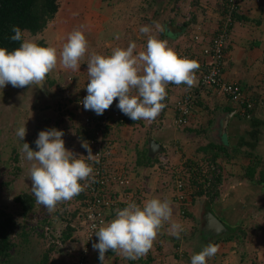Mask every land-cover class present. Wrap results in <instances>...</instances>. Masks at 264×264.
<instances>
[{
	"label": "crops",
	"instance_id": "crops-1",
	"mask_svg": "<svg viewBox=\"0 0 264 264\" xmlns=\"http://www.w3.org/2000/svg\"><path fill=\"white\" fill-rule=\"evenodd\" d=\"M114 6H117L118 10L125 9L126 12H130V15L135 19L132 27L134 32L129 41L123 42L121 36L125 34L121 33L119 39H116L119 33L111 27L110 30L115 31L111 34V43L107 39L103 44H113L114 46L110 45L108 49L102 48L103 50L101 49L97 54L109 55L113 48L124 47L120 45L122 42L125 43L126 48L133 41L137 44V52L145 50L147 36H142L139 29L143 25H149L153 29V34L168 40L170 47L179 49L188 46L197 56H201L203 47L219 27L224 9L223 0H115ZM54 20L50 22V28L47 27L49 33H53L52 25L54 26V24L52 22ZM155 23H159L165 31L157 33ZM197 34L202 36L200 41L194 39ZM97 37H99L98 34ZM92 53H94V49L88 50L87 54L91 55ZM87 67L84 65L81 71L84 76L83 80L88 82ZM224 77L228 81L242 84L250 95L256 97L258 107L251 117L241 115L236 104L216 88L202 87L200 84L201 75L196 72L197 83L192 88H188L184 84L179 86L169 84L167 86V97L163 101L166 107L156 118L161 122V127L158 129L150 132L151 129L143 121L113 127L110 131V137L114 142L111 162L114 168L124 171L130 179L126 190L133 195V200L136 203L142 204L144 200L154 196L170 199L174 221L186 223L188 229L192 227V224L196 225V221L200 222L198 235L206 238L204 246L218 241L216 257L208 258L207 262L215 264L218 260L217 257H221L226 260L225 264H264V223L262 222L264 203L257 207H244L247 201L256 202L255 197L261 198L264 195V0H244L242 2L238 22L231 33L225 59ZM34 87L36 91L34 99H41L39 103L49 100L47 97L49 90L45 91L43 88L32 85L27 86L30 89V92L26 91L29 96L27 102H30L32 98L33 93L31 92ZM191 90H197L199 97L193 105L190 123L184 127H177L173 121L175 101ZM57 97L56 95L55 98ZM43 107L52 109L50 104ZM226 116L227 129L224 131L222 122ZM150 137L162 145L163 150L160 152H164L169 159L167 167L159 163L160 152L155 157L150 156ZM226 145L227 147H225ZM74 146L77 157L83 155L84 149L81 147V143H75ZM197 153L199 157L201 156L197 159L201 160H193ZM145 155L155 161L153 163L143 161ZM213 156H218L217 164L209 162L208 158ZM212 165L223 168L224 178L222 181L228 182L219 192L216 202L210 205L216 215L233 228L220 236L222 240H219L220 237L207 239L205 235L203 219L208 204L206 197L199 198L195 205L191 206L195 222L192 217L193 221H189L190 218L183 219L180 214V217L178 216L181 204H178L176 188L173 184L175 177L180 176V174L174 175V168L178 167L180 172L185 174L182 176L186 177L188 182H196L198 185L201 183L203 186L202 179H205L203 172L209 173V170H212ZM194 167L200 169L195 171ZM251 171H253V175H250ZM199 174H201L200 177ZM81 183L84 184L85 181H81ZM122 190V186L114 185L113 192L122 193ZM76 197L80 203V208L77 207L73 212L77 211V224H73L70 220L67 221L63 213L62 223L66 221L70 224H66L64 227L61 226L62 223L58 225L63 230L65 227L68 228V225L74 227L72 237L67 240L69 245H73L74 241L82 239L83 236L84 192ZM196 213H198L197 216ZM238 214L246 215L247 217H243L247 221L251 220L253 216H258L255 221L262 225L260 228L263 231L258 233L256 240L248 238L250 236L248 230V237H244L246 235L245 226L233 220L234 215ZM115 215L116 210L109 211L108 221L114 219ZM167 230H169L168 223L165 224L163 231L167 232ZM188 231L191 232V230ZM256 231L258 232L257 229ZM229 235L232 236L231 239H224ZM59 250L65 252L63 256H66V262L61 261L60 264H75L71 254L68 256L63 248H59ZM179 254L170 255L173 257V259H169L170 263L173 261L182 264L186 260L187 257L184 253ZM165 258L168 259L166 256ZM149 260L155 262L153 264H157L152 256Z\"/></svg>",
	"mask_w": 264,
	"mask_h": 264
},
{
	"label": "clouds",
	"instance_id": "clouds-1",
	"mask_svg": "<svg viewBox=\"0 0 264 264\" xmlns=\"http://www.w3.org/2000/svg\"><path fill=\"white\" fill-rule=\"evenodd\" d=\"M157 33L165 29L155 23ZM12 41H21L14 50L0 46V89L11 84L24 88L36 85L44 88L46 77L58 64L64 69L79 70L81 60L88 53V39L82 28L71 31L61 50L51 44L41 45L25 38L24 31L12 26ZM142 36H147L146 49L136 51L133 41L126 48L115 47L111 54L92 53L86 60L87 95L82 100L85 110L102 115L118 98V109L133 121L155 120L166 107L169 84H184L192 88L197 83L198 61L181 56L169 46L166 39L153 34L149 25L140 27ZM116 39H119L117 34ZM27 133L23 123L17 128L16 136L24 141ZM64 132L56 128L42 130L33 150L24 142L20 151L22 159L30 162L31 195L35 203L43 205L51 214L61 202L72 200L85 190L81 181H88L93 174L91 162L98 163V154H93L88 141L81 147L88 155L77 157L65 147ZM169 225V234L180 238L185 232L184 225L173 220L170 199L158 196L146 199L142 204L129 202L126 207L116 210L115 218L100 222L95 231L98 242L92 245L99 252V260L105 262V254L111 250L124 258L137 260L145 256L164 228ZM218 246L209 243L199 253L192 255L191 264H207L214 257Z\"/></svg>",
	"mask_w": 264,
	"mask_h": 264
},
{
	"label": "rangeland",
	"instance_id": "rangeland-1",
	"mask_svg": "<svg viewBox=\"0 0 264 264\" xmlns=\"http://www.w3.org/2000/svg\"><path fill=\"white\" fill-rule=\"evenodd\" d=\"M114 5L115 0H60V9L56 14L57 18H54L55 20L52 22L54 24V26L52 25L53 33L48 32V28H50L48 25V28L41 34L32 35L27 32L25 38L35 40L45 46L51 44L59 51L66 42L68 34L74 29L82 28L88 39V50L94 49V53H98L102 48L108 49L110 45L114 46L113 44L104 45L103 43L107 39L111 43L110 37L115 31L119 33V36L121 33L125 34L121 36V41L123 42L129 41L131 34L134 32L132 27L135 19H133V16L130 15L129 11L126 12L125 9H119V11L118 7ZM224 7L225 2L223 0ZM111 27L115 31L110 30ZM97 34L99 37H97ZM123 42L120 45L125 48V43L123 44ZM89 57L90 54H86L85 58L80 62V69L76 71L64 69L58 64L57 68L47 76V80L50 79L52 81V83L47 81V88H45L49 90L48 101L39 103L41 99H34L35 87L34 89L32 88L31 93L33 94L30 102H27L29 96L26 91L30 92L27 87L20 90L21 88L8 84L3 89H0V206L10 212L19 223L12 234L13 241L17 243L16 248L12 251V256L8 257L7 260L5 258L0 260V264H41L42 257L46 252L49 254L48 264L66 262V256H63L65 252L59 250L58 245L52 242L53 238H55V227L52 226H58L62 223L63 218L58 215L60 212L64 213L67 221L70 220L73 224H77L76 218L78 215L73 216L72 213L80 206L78 197L59 203L55 212L51 214L43 205L36 204L34 196L31 195L32 181L28 176L30 162L22 159L20 149L23 143L26 142L33 150H38L35 141L39 132L56 128L64 132L65 147L75 154L74 144H82L84 141L76 130L82 128L83 118L82 112L76 106V100L86 88L87 81L83 80L84 76L81 69H83L84 65L87 67L86 60ZM28 94L30 95V93ZM56 95L58 96L57 98H55ZM46 104H50L52 109L44 108L43 106ZM59 105L61 106L59 107ZM22 123L27 128L24 141L16 136V130ZM194 157L193 160H201L197 159L201 157H199L198 153ZM201 166L204 165L201 164ZM218 168L220 169L221 178H224L223 168ZM174 169V175H185L182 171L180 172V168L176 167ZM251 170L253 169L251 168ZM187 183L188 185L190 184L188 181ZM227 183L221 181L218 190L221 192ZM173 184H175V181ZM254 199L256 202L247 201L244 207H257L264 203V195L261 198L255 197ZM179 214L183 219L189 218L183 216L180 207L178 216ZM197 215L198 213H196ZM243 216L246 215H234L233 220L245 226V238L248 237L249 231L250 236L248 238L256 240L258 233L263 231L260 228L262 225L255 221L258 216H253L248 221ZM49 218H51V223L45 226L44 219L49 220ZM191 219L190 217L189 221ZM193 222H195V219ZM262 222L264 223V219ZM199 223V221H196L197 226L192 224L190 229H188L186 223H182L186 230L181 233L180 238L169 234V230L167 232L163 231V228L158 234L152 249L145 256L132 261L117 252L113 254L106 253L104 264H147L151 262L153 264L155 262L149 260L151 256L157 264H165V262L170 263L171 260L169 259H173L170 255L179 253H184L187 257L182 264H190L192 255L199 253L205 247L206 238L198 235L200 231ZM66 224L70 223L65 221L61 226L64 227ZM188 230H194L197 233H194L195 236L191 237V232H187ZM205 235L207 239H216L211 234L205 233ZM220 236H223V234ZM177 243H180V248H177ZM90 258L91 264H103L99 260L98 250L93 249ZM217 258L218 260L215 264H222L226 261L224 258ZM207 264H210V262H207Z\"/></svg>",
	"mask_w": 264,
	"mask_h": 264
},
{
	"label": "built area",
	"instance_id": "built-area-1",
	"mask_svg": "<svg viewBox=\"0 0 264 264\" xmlns=\"http://www.w3.org/2000/svg\"><path fill=\"white\" fill-rule=\"evenodd\" d=\"M244 0H224L225 7L221 15L219 27L210 41L203 47L202 55L197 56L187 46L175 49L181 56L188 57L198 61L200 67L197 72L200 73V84L202 87L212 86L222 92L227 98L236 104L238 111L245 117H251L258 107V100L254 95H250L242 84L228 81L224 77L225 59L227 57L232 29L238 22V15L241 11V5ZM201 35L194 36L196 41L201 40ZM87 95L86 88L76 100V106L82 112V127L86 131L85 139L91 146L92 153L98 154L99 162H89L93 166L92 177L85 181L84 202H83V236L82 239L74 241L69 245L63 240L64 232L61 227L55 229V242L59 248L66 250L67 255L73 256L75 264H91L90 255L92 254L94 243H97L95 231L100 226V222H108L109 211L116 210L122 206H127L129 202H135L133 195L126 188L130 179L124 171L114 168L111 162L114 142L110 137V131L114 126H122L133 123L128 116L124 115L117 107L118 98L111 107L102 115H97L92 110H85L82 105L83 98ZM197 90H191L175 101L174 124L177 127H184L190 123L193 105L198 100ZM143 121L151 130L161 127L158 119L152 121ZM84 149V148H83ZM83 155L87 156L86 149ZM159 163L162 166H168V156L164 152L158 155ZM200 169V168H198ZM196 167L193 170H198ZM209 173L203 172L205 179H202L204 186L216 181L220 176V169L212 165ZM211 172V173H210ZM201 174H199V177ZM202 176V178H203ZM176 198L182 203L187 198L188 188L187 179L182 175L175 177ZM122 186L123 192H113L114 185ZM184 214V210H181Z\"/></svg>",
	"mask_w": 264,
	"mask_h": 264
},
{
	"label": "trees",
	"instance_id": "trees-1",
	"mask_svg": "<svg viewBox=\"0 0 264 264\" xmlns=\"http://www.w3.org/2000/svg\"><path fill=\"white\" fill-rule=\"evenodd\" d=\"M60 9V0H0V46L7 47L10 51L14 50L19 46L21 41H12L11 36L14 35L12 32V26L17 25L21 28L22 31L26 34L31 33L32 35L41 34L49 25V23L55 18L56 14ZM239 17V15H238ZM49 83H52L50 79L47 80ZM61 105H59L60 107ZM58 107V108H59ZM77 133H79L80 137L83 139L87 138L86 131L84 128L76 129ZM85 141V140H84ZM225 151V150H224ZM217 157L213 156L208 158L209 162H214L217 164ZM207 159V160H208ZM153 163L152 158L148 155L143 157V161ZM250 175H253V171L250 172ZM222 178L218 176L216 181L211 182L209 185L202 186L201 183L196 184V182H192L187 185L188 194L185 201L182 203L180 207V211L184 210V217H192L193 220L195 216L193 215L191 206L195 205L196 201L199 198L206 197L209 203H215L216 198L218 197L219 190L218 186L221 183ZM125 206H122V209ZM117 210V209H116ZM59 211V210H58ZM77 211L72 215H76ZM63 218V214L60 212L58 214ZM107 219L109 217L107 216ZM45 226L51 223V218L49 220L44 219ZM19 223L17 219L6 209L0 206V260H7L8 257L12 256V251L15 250L17 243L13 241L12 234L15 229L18 227ZM197 226V225H195ZM194 226V229H195ZM55 229L58 226H52ZM64 236L63 240L67 241L70 237H72L74 232V227L68 225V228L63 230ZM189 232V231H187ZM25 233V231H23ZM194 230L191 231V237L195 236ZM222 237L219 238V240ZM232 236L224 237V239L229 240ZM54 239V238H53ZM222 240V239H221ZM53 242V241H52ZM98 242V239H97ZM218 241L216 240L214 243L216 244ZM56 244L55 242H53ZM177 248H180V243L176 244ZM108 254H113L114 252L109 250ZM43 259L41 260V264H48L49 254L48 252L44 253ZM133 261V260H132ZM150 264V263H147ZM165 264H180L179 262L165 263ZM191 264V262H190Z\"/></svg>",
	"mask_w": 264,
	"mask_h": 264
},
{
	"label": "water",
	"instance_id": "water-1",
	"mask_svg": "<svg viewBox=\"0 0 264 264\" xmlns=\"http://www.w3.org/2000/svg\"><path fill=\"white\" fill-rule=\"evenodd\" d=\"M47 77L44 82V90L48 91L47 89ZM223 130L225 131L227 129V116L222 122ZM152 132V130L150 131ZM161 150H163L162 145L157 142L155 139L150 137L149 139V154L151 157H155ZM210 203L208 201L207 207L205 209V217L203 219L204 225V231L205 233L211 234L212 236L218 237L224 233H226L228 230H231V228L225 221H223L219 216L216 215L214 210L210 207Z\"/></svg>",
	"mask_w": 264,
	"mask_h": 264
}]
</instances>
